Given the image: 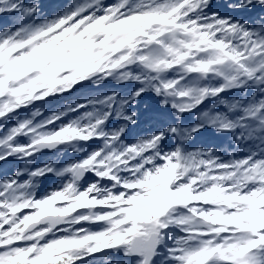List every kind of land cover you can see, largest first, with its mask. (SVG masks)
I'll list each match as a JSON object with an SVG mask.
<instances>
[{"label": "snow or ice", "instance_id": "1", "mask_svg": "<svg viewBox=\"0 0 264 264\" xmlns=\"http://www.w3.org/2000/svg\"><path fill=\"white\" fill-rule=\"evenodd\" d=\"M0 264H264V0H0Z\"/></svg>", "mask_w": 264, "mask_h": 264}]
</instances>
